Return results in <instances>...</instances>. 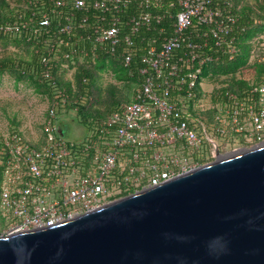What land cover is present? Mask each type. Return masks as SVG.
Segmentation results:
<instances>
[{
    "label": "built area",
    "instance_id": "2783aa9c",
    "mask_svg": "<svg viewBox=\"0 0 264 264\" xmlns=\"http://www.w3.org/2000/svg\"><path fill=\"white\" fill-rule=\"evenodd\" d=\"M52 14L66 18L59 34L84 28L95 47L130 66L143 30L141 87L79 143L59 133L58 101L48 105L45 141L22 133L0 141V237L60 223L168 181L216 158L225 143L243 135L264 140V83L246 100L227 92L228 102L213 103L202 69L228 54H238V18L233 0H48ZM74 9L72 12L70 9ZM44 11L40 27H50ZM19 32L18 24L0 26ZM49 30L47 33L49 34ZM58 46L65 40L58 36ZM48 75V74H47ZM214 109L210 118L196 116Z\"/></svg>",
    "mask_w": 264,
    "mask_h": 264
},
{
    "label": "water",
    "instance_id": "95a60500",
    "mask_svg": "<svg viewBox=\"0 0 264 264\" xmlns=\"http://www.w3.org/2000/svg\"><path fill=\"white\" fill-rule=\"evenodd\" d=\"M0 264H264V145L1 236Z\"/></svg>",
    "mask_w": 264,
    "mask_h": 264
},
{
    "label": "trees",
    "instance_id": "16d2710c",
    "mask_svg": "<svg viewBox=\"0 0 264 264\" xmlns=\"http://www.w3.org/2000/svg\"><path fill=\"white\" fill-rule=\"evenodd\" d=\"M239 2L233 0L232 10L238 18L233 34L238 54L235 58L224 54L202 69V80L213 85L212 92L208 94V99L213 103L228 102L227 92L246 100L254 87L264 83V61L255 65L259 71L257 83L236 76L237 71L249 63L254 37L264 32V15L258 14L249 5L241 7ZM52 9L53 4L48 0H0V26L16 23L20 27V31L14 33L0 29V45L17 50L0 59V76L15 72L20 80L31 79L37 92L46 96L48 104L58 101L59 125L63 115L75 112L88 134L124 104L134 101L142 81L139 70L142 66L141 56L146 52L143 40L157 33L143 30L135 36L137 47L132 49L133 60L130 66H125L120 59L121 48L113 55L95 47L92 39L88 38L95 24L93 16L99 12L90 14L77 11L76 14L81 17L89 16V22L84 28L77 27L70 34H59L60 24H65L67 19L52 14ZM70 10L74 12L73 8ZM44 11L52 15V24L47 28L39 25ZM58 36L65 40L60 46L57 44ZM107 75L117 79L120 84L109 83L104 87L102 83ZM215 112L210 109L194 114L210 119ZM9 132L21 133L15 127ZM3 138L1 135L0 141ZM45 138L44 131L41 143Z\"/></svg>",
    "mask_w": 264,
    "mask_h": 264
},
{
    "label": "rangeland",
    "instance_id": "374dc122",
    "mask_svg": "<svg viewBox=\"0 0 264 264\" xmlns=\"http://www.w3.org/2000/svg\"><path fill=\"white\" fill-rule=\"evenodd\" d=\"M239 3L241 7L249 5L258 14L264 15V0H240ZM252 46L248 65L241 67L236 76L250 83H257L259 71L255 65L264 61V32L254 37ZM14 52L17 50L0 45V59ZM110 76L107 75V79L103 81L104 87L109 83L120 84ZM207 86L208 89H213V85L207 83ZM48 105L46 96L37 92L31 79L20 80L15 72L3 74L0 76V136L7 135L15 127L31 142L41 141ZM60 124L64 130L63 137L68 142L79 143L87 136V128L80 123L75 112L63 115Z\"/></svg>",
    "mask_w": 264,
    "mask_h": 264
},
{
    "label": "flooded vegetation",
    "instance_id": "af4514ba",
    "mask_svg": "<svg viewBox=\"0 0 264 264\" xmlns=\"http://www.w3.org/2000/svg\"><path fill=\"white\" fill-rule=\"evenodd\" d=\"M261 145H264V140L260 142L248 141L243 135H239L235 139L221 146L217 150L216 158H214L211 162L215 161L218 157L228 156L230 154L252 149Z\"/></svg>",
    "mask_w": 264,
    "mask_h": 264
}]
</instances>
